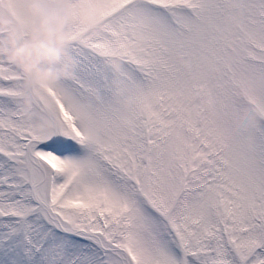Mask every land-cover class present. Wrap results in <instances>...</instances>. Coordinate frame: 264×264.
<instances>
[{"label": "snow or ice", "instance_id": "6c2138e0", "mask_svg": "<svg viewBox=\"0 0 264 264\" xmlns=\"http://www.w3.org/2000/svg\"><path fill=\"white\" fill-rule=\"evenodd\" d=\"M15 7L0 264H264V0Z\"/></svg>", "mask_w": 264, "mask_h": 264}, {"label": "clouds", "instance_id": "9594fccd", "mask_svg": "<svg viewBox=\"0 0 264 264\" xmlns=\"http://www.w3.org/2000/svg\"><path fill=\"white\" fill-rule=\"evenodd\" d=\"M15 11H17L15 0H3V2H0V34H2L0 35V44L7 42L11 45L13 49L11 56L22 61V58L27 57L29 46L21 44L17 47V43L22 39V36L16 24V17L13 16ZM29 11H32V9L29 8Z\"/></svg>", "mask_w": 264, "mask_h": 264}]
</instances>
